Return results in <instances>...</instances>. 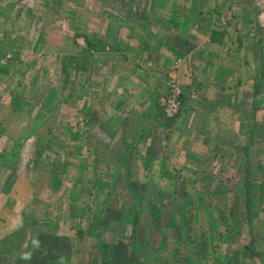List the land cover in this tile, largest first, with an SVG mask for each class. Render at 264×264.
<instances>
[{
    "label": "rangeland",
    "instance_id": "obj_1",
    "mask_svg": "<svg viewBox=\"0 0 264 264\" xmlns=\"http://www.w3.org/2000/svg\"><path fill=\"white\" fill-rule=\"evenodd\" d=\"M133 13L141 28L148 15L167 23L185 15L192 35L233 16L232 28L246 31L261 27L264 0H0V264H264V180L245 175L242 134L228 163H173L191 157L180 122L181 64L234 55L211 52L197 36H188L190 53L160 54L142 30L124 37ZM256 36L249 39L263 40ZM227 42L235 48L234 37ZM253 58L248 65L258 68ZM172 83L179 107L168 117ZM153 88L165 143L151 153L153 123L140 112ZM119 112L130 147L112 133ZM33 238L41 248L23 261Z\"/></svg>",
    "mask_w": 264,
    "mask_h": 264
},
{
    "label": "crops",
    "instance_id": "obj_2",
    "mask_svg": "<svg viewBox=\"0 0 264 264\" xmlns=\"http://www.w3.org/2000/svg\"><path fill=\"white\" fill-rule=\"evenodd\" d=\"M129 15L130 16H128V18L130 19L124 20H131L132 23H135V27L133 26L134 29L130 27V30L129 28L125 29L124 37L139 36L140 34L138 33L139 31L141 33L142 30V33H145V36L148 35L151 37L153 42L151 43V47L155 48V51H158L160 54H164L166 52L170 54L172 52L176 54L178 52H184V54L190 53L192 52V49L189 46L188 36H197L207 38V41L209 42V46L207 47L211 52L216 51L217 54H220L221 49L224 53L229 51V55H234L228 60L217 62H212V60L208 58L210 61L209 63H197L196 66L193 64L192 66L187 67L185 63L181 64L179 68V76L183 85V104L180 122L182 121L181 125L183 127V131L189 140L187 147L188 149H191V151L188 152V156L191 157H187V159H179L181 161H173V163L175 165H180L179 169L183 166L195 167L203 165L202 167H206L207 165L211 164L215 165L228 163L231 161L230 159L234 158L231 157L230 152L237 148V138L240 136V134H242L241 137H243V140L245 141H243V143H246L244 148V153L247 158L245 159L247 161L245 175H247V178L251 179V182L254 181V177L256 178L255 180L258 179V182H260V178L263 181L264 158H262V152L264 151V18H262L263 23H261L260 28H254L252 26L248 28V30L242 31L237 25H235V27L233 26L232 28L235 19L233 16H231V21L227 20L226 24L224 26L222 25L223 27L221 28H214L208 32L205 31L206 29H196L192 35H189L192 32H190L188 26L184 25L186 22H188L185 15L177 19L170 15V21L168 23L167 16L166 18L162 19L160 16L156 18L152 15H148V17L144 19V21L150 22L148 26L146 25L149 27L148 29L147 27L141 28V17L138 18L136 13ZM124 17L126 16L124 15ZM208 19L213 20L214 18L208 16ZM164 20L166 21L164 22ZM136 22L138 24H136ZM218 22H220V20H218ZM136 25L140 29L136 28ZM256 34L257 38L260 36L263 37V40H261L259 43L249 39L250 37H255ZM171 35H174L178 41H184L183 43H185V45L171 44L172 39H168L172 38ZM212 37L217 39L221 38V40L219 39L220 41H213L211 39ZM232 37L235 38V48L230 46L231 44L227 42L228 39H231ZM195 49L198 51V53H203L205 50L204 42H202V44ZM251 53L254 57L259 56L260 58V64L258 68L255 67L256 64L255 66L248 65L249 63H255L253 56L251 59L249 57ZM244 54L247 56L244 57ZM167 59L168 57H165L164 61L162 62V64L165 66L166 63L170 61H167ZM246 65L249 67H246ZM244 66L246 67V70H243ZM206 67H209L211 70L206 69ZM231 81H233V83H231ZM152 93L154 94L152 95ZM185 93L186 96H184ZM94 97L95 94L93 95V99ZM107 99L108 96L102 97L104 102H106ZM123 101H125V98L122 99V106L125 107L124 105L126 102L123 103ZM129 113L132 114V111L130 110L127 112L126 115L128 117ZM140 113H142V115L146 114L153 123V131L150 130L152 131V136H148L149 139L146 147V150H149L151 153H153L155 150L158 151L157 147H159L160 142H163L162 137H165L163 136L162 129H160L164 124V115L160 107V98L158 97L156 89L153 88L148 90L146 108ZM122 114L123 115H121L119 112V115L117 116L119 119L117 118V122H115V127L113 126L112 133L116 134L117 131V133L120 134L119 139H123L118 141L119 146L123 144L125 147H130L132 143L131 137L128 143H126V134L124 131L120 130L121 121L128 118L124 115V112ZM129 121H131V119H129ZM171 122V120L167 119L166 124L168 125ZM259 134L262 135L258 137V140L257 135ZM178 147L182 148L183 146L181 145ZM198 149L205 151V157H201L199 155L197 152ZM219 150H223L227 156H217ZM158 157L159 159L163 160L162 157ZM185 170L190 173L189 169L186 168ZM149 172L147 171L146 174H148L150 178L153 176L156 178L158 177L157 173L151 171ZM153 190V197L158 198L156 189ZM249 200L250 194L247 193L245 201L247 212H249ZM103 243L108 242L104 241L103 239ZM103 263H105L104 260Z\"/></svg>",
    "mask_w": 264,
    "mask_h": 264
},
{
    "label": "built area",
    "instance_id": "obj_3",
    "mask_svg": "<svg viewBox=\"0 0 264 264\" xmlns=\"http://www.w3.org/2000/svg\"><path fill=\"white\" fill-rule=\"evenodd\" d=\"M171 94L170 97L163 102V105L165 107V113L168 117H172L177 113L179 102L178 97L180 94V90L175 87V85L171 84Z\"/></svg>",
    "mask_w": 264,
    "mask_h": 264
},
{
    "label": "clouds",
    "instance_id": "obj_4",
    "mask_svg": "<svg viewBox=\"0 0 264 264\" xmlns=\"http://www.w3.org/2000/svg\"><path fill=\"white\" fill-rule=\"evenodd\" d=\"M41 243L38 238H33L30 242V248L26 251L22 250L19 253V258L23 261H31L35 252L39 251Z\"/></svg>",
    "mask_w": 264,
    "mask_h": 264
},
{
    "label": "trees",
    "instance_id": "obj_5",
    "mask_svg": "<svg viewBox=\"0 0 264 264\" xmlns=\"http://www.w3.org/2000/svg\"><path fill=\"white\" fill-rule=\"evenodd\" d=\"M211 39H212L213 41H218L219 39L221 40V38H218V39H217V38H213V37H212ZM220 40H219V41H220ZM248 210H250V205H249Z\"/></svg>",
    "mask_w": 264,
    "mask_h": 264
}]
</instances>
